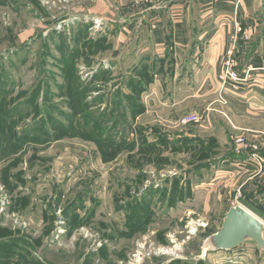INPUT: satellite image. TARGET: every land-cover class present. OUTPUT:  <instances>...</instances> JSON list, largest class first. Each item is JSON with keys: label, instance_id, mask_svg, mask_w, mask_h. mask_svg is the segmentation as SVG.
Returning <instances> with one entry per match:
<instances>
[{"label": "rangeland", "instance_id": "obj_1", "mask_svg": "<svg viewBox=\"0 0 264 264\" xmlns=\"http://www.w3.org/2000/svg\"><path fill=\"white\" fill-rule=\"evenodd\" d=\"M132 1L142 16L161 0ZM94 2L0 0V264H264L252 240L202 250L230 206L255 213L205 183L235 145L218 79L159 71L149 89L126 67L140 51L112 56L116 25ZM239 104L251 133L264 128Z\"/></svg>", "mask_w": 264, "mask_h": 264}, {"label": "crops", "instance_id": "obj_2", "mask_svg": "<svg viewBox=\"0 0 264 264\" xmlns=\"http://www.w3.org/2000/svg\"><path fill=\"white\" fill-rule=\"evenodd\" d=\"M130 2L133 7L144 6H135L132 0H122L116 6L96 0L90 7L101 25L107 22L116 25L111 39L114 43L112 56L121 53L123 43L130 47V54L140 51L143 55L139 62L126 67L134 71L149 65L148 69L153 73L149 89L159 82L156 78L159 71L164 76L180 72L179 77L188 75V78L203 72V77L198 80L200 85L210 82L216 88V76L222 70L226 50L235 47L238 67L241 70L250 65L258 68L254 72L257 79L251 91L242 95L228 93V104L219 105L230 118L231 123L227 122L230 137L253 134L252 127L241 120L238 106L247 103L256 115L264 114V0H161L146 4L142 16H136ZM134 40L138 48L135 52L131 50ZM217 98L214 103H219ZM208 111L214 114L219 109L208 107L205 113L201 112L202 118ZM260 132L264 133L263 127L254 128L253 135ZM215 137L221 146L228 143V138L222 142ZM254 137V140L264 142L259 135ZM229 148V154L225 152L220 161L210 164L211 179L205 182L206 186L222 187L229 197L243 199L264 221V163L237 150L234 144Z\"/></svg>", "mask_w": 264, "mask_h": 264}, {"label": "water", "instance_id": "obj_3", "mask_svg": "<svg viewBox=\"0 0 264 264\" xmlns=\"http://www.w3.org/2000/svg\"><path fill=\"white\" fill-rule=\"evenodd\" d=\"M248 240L256 242L259 251L264 250V221L239 203L229 207L222 225L204 240L202 250H232Z\"/></svg>", "mask_w": 264, "mask_h": 264}, {"label": "built area", "instance_id": "obj_4", "mask_svg": "<svg viewBox=\"0 0 264 264\" xmlns=\"http://www.w3.org/2000/svg\"><path fill=\"white\" fill-rule=\"evenodd\" d=\"M146 1V0H145ZM258 68L250 65L247 69L241 70L238 68L235 47L229 48L226 51L223 60L222 70L219 72L217 79L220 84L218 101L227 104V94L240 93L243 88L252 80L253 73ZM264 69V68H263ZM226 115V114H225ZM227 116V115H226ZM228 117V116H227ZM199 119L197 114H192L183 119L184 122H195ZM251 135L253 134H240L234 135L236 149L245 151L250 157L264 163V142L254 140ZM264 140V133L260 132L257 136ZM262 151L263 153H260Z\"/></svg>", "mask_w": 264, "mask_h": 264}, {"label": "trees", "instance_id": "obj_5", "mask_svg": "<svg viewBox=\"0 0 264 264\" xmlns=\"http://www.w3.org/2000/svg\"><path fill=\"white\" fill-rule=\"evenodd\" d=\"M148 68H149V65L142 66L141 68L137 69V73H136V75L140 79H142V81L144 80L147 84H149L153 79L151 71ZM200 158H201V156H200Z\"/></svg>", "mask_w": 264, "mask_h": 264}]
</instances>
